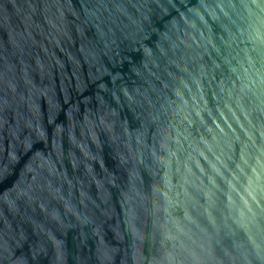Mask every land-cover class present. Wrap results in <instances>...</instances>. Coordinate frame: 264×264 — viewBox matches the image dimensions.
Masks as SVG:
<instances>
[{"label": "water", "instance_id": "obj_1", "mask_svg": "<svg viewBox=\"0 0 264 264\" xmlns=\"http://www.w3.org/2000/svg\"><path fill=\"white\" fill-rule=\"evenodd\" d=\"M0 264H264V0H0Z\"/></svg>", "mask_w": 264, "mask_h": 264}]
</instances>
